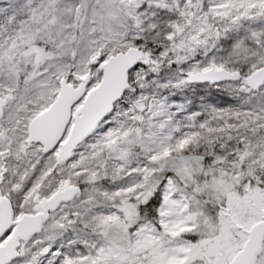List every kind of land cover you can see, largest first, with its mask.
Returning a JSON list of instances; mask_svg holds the SVG:
<instances>
[{"label": "snow or ice", "instance_id": "6c2138e0", "mask_svg": "<svg viewBox=\"0 0 264 264\" xmlns=\"http://www.w3.org/2000/svg\"><path fill=\"white\" fill-rule=\"evenodd\" d=\"M0 264H264V0H0Z\"/></svg>", "mask_w": 264, "mask_h": 264}]
</instances>
